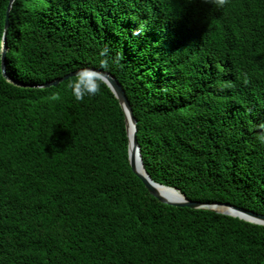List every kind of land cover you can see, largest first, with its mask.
Instances as JSON below:
<instances>
[{"label":"trees","instance_id":"obj_1","mask_svg":"<svg viewBox=\"0 0 264 264\" xmlns=\"http://www.w3.org/2000/svg\"><path fill=\"white\" fill-rule=\"evenodd\" d=\"M8 22L0 264H264V226L148 193L103 81L43 87L109 73L154 183L264 215V0H14Z\"/></svg>","mask_w":264,"mask_h":264},{"label":"water","instance_id":"obj_2","mask_svg":"<svg viewBox=\"0 0 264 264\" xmlns=\"http://www.w3.org/2000/svg\"><path fill=\"white\" fill-rule=\"evenodd\" d=\"M13 1L14 0H9V4H8L6 14H5L6 20L4 23L3 35H2V41H1V53H0L1 54V73L3 77L6 78L10 83H13L14 85H21L19 82L11 79L6 74V63H5V55L7 51L6 32L9 26L8 17H9V12H10ZM76 72L77 70L65 75L61 79H56L52 82L45 83L43 87L54 86L64 80L75 77L74 74ZM100 72L106 75L107 78L103 80V82L112 91V93L114 94L115 98L118 100V103L124 113L125 129H126V134L128 138V161L132 169V172L142 181L143 185L145 186L146 190L151 196L155 197L159 202L167 204V205H171L175 207H187L190 209L210 210V211H213L219 214L236 217L246 222L264 226V215H260V214H256L250 211H246L244 209L236 208L229 204H221L217 202H212V203L191 202V201H188L178 190L174 188L164 187V186L154 183L143 169L142 160H141V156L139 153V146H138V142L136 139V119L132 114L129 101L125 96V92L122 89L121 85L118 83V81L112 75L104 71H100ZM130 126L132 128L131 138L129 137V127ZM137 163L141 166L142 172L138 170ZM156 187L175 191L181 196V198L179 200L167 199L166 197H164L162 194H160L157 191Z\"/></svg>","mask_w":264,"mask_h":264},{"label":"clouds","instance_id":"obj_3","mask_svg":"<svg viewBox=\"0 0 264 264\" xmlns=\"http://www.w3.org/2000/svg\"><path fill=\"white\" fill-rule=\"evenodd\" d=\"M101 64H106V61H101ZM74 75L75 79L69 84V88L78 101L84 100L86 96L96 95L100 90V84L107 78L99 70L86 66H82ZM261 138L264 139V136Z\"/></svg>","mask_w":264,"mask_h":264},{"label":"bare ground","instance_id":"obj_4","mask_svg":"<svg viewBox=\"0 0 264 264\" xmlns=\"http://www.w3.org/2000/svg\"><path fill=\"white\" fill-rule=\"evenodd\" d=\"M131 126L129 127V137L131 138L132 136V130H131ZM137 168L140 172H142V168L141 166L137 163ZM157 191L162 194L164 197H166L167 199L170 200H179L181 198V196L172 190H168V189H164V188H160V187H156Z\"/></svg>","mask_w":264,"mask_h":264}]
</instances>
